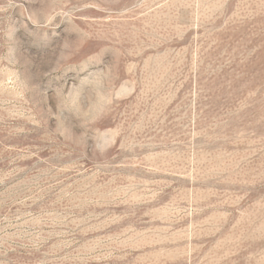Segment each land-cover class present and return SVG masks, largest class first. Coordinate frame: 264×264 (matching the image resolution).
<instances>
[{
	"label": "rangeland",
	"instance_id": "374dc122",
	"mask_svg": "<svg viewBox=\"0 0 264 264\" xmlns=\"http://www.w3.org/2000/svg\"><path fill=\"white\" fill-rule=\"evenodd\" d=\"M0 264H264V0H0Z\"/></svg>",
	"mask_w": 264,
	"mask_h": 264
},
{
	"label": "clouds",
	"instance_id": "9594fccd",
	"mask_svg": "<svg viewBox=\"0 0 264 264\" xmlns=\"http://www.w3.org/2000/svg\"><path fill=\"white\" fill-rule=\"evenodd\" d=\"M89 86L97 91V102L101 107L107 106V98L104 96L102 88H103V78L100 81H97L96 77L93 76L89 81ZM100 151H106V146L97 145Z\"/></svg>",
	"mask_w": 264,
	"mask_h": 264
}]
</instances>
